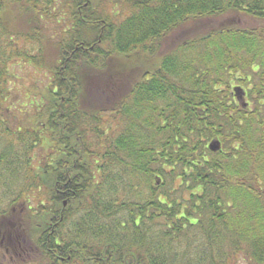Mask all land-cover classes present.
<instances>
[{
  "label": "trees",
  "instance_id": "1",
  "mask_svg": "<svg viewBox=\"0 0 264 264\" xmlns=\"http://www.w3.org/2000/svg\"><path fill=\"white\" fill-rule=\"evenodd\" d=\"M0 264H264V0H0Z\"/></svg>",
  "mask_w": 264,
  "mask_h": 264
},
{
  "label": "rangeland",
  "instance_id": "2",
  "mask_svg": "<svg viewBox=\"0 0 264 264\" xmlns=\"http://www.w3.org/2000/svg\"><path fill=\"white\" fill-rule=\"evenodd\" d=\"M14 12H15V10L13 11L12 9L9 8L8 10L5 9L3 11V14L9 16L13 20L14 19ZM3 18H6V16H4ZM5 21H6V19H5ZM19 28H21V25L19 26ZM19 46H23V43L20 41H19ZM235 82L236 81H233V83H235ZM247 86L250 87L249 83L247 84Z\"/></svg>",
  "mask_w": 264,
  "mask_h": 264
},
{
  "label": "water",
  "instance_id": "3",
  "mask_svg": "<svg viewBox=\"0 0 264 264\" xmlns=\"http://www.w3.org/2000/svg\"><path fill=\"white\" fill-rule=\"evenodd\" d=\"M240 92L237 90L236 95L239 96ZM219 148V142L218 141H211L209 143V149L212 151H216Z\"/></svg>",
  "mask_w": 264,
  "mask_h": 264
}]
</instances>
